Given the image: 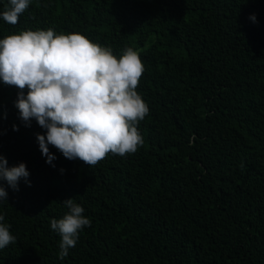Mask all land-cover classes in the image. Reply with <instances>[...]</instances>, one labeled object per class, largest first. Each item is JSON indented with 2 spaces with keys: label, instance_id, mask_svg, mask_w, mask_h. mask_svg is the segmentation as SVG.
Segmentation results:
<instances>
[{
  "label": "trees",
  "instance_id": "1",
  "mask_svg": "<svg viewBox=\"0 0 264 264\" xmlns=\"http://www.w3.org/2000/svg\"><path fill=\"white\" fill-rule=\"evenodd\" d=\"M49 28L139 53L144 142L94 167L49 145L53 167L46 130L24 126L0 82V153L31 184H5L16 242L0 264H264V0H31L17 24L0 17V39ZM69 198L91 225L61 260L50 221Z\"/></svg>",
  "mask_w": 264,
  "mask_h": 264
},
{
  "label": "clouds",
  "instance_id": "2",
  "mask_svg": "<svg viewBox=\"0 0 264 264\" xmlns=\"http://www.w3.org/2000/svg\"><path fill=\"white\" fill-rule=\"evenodd\" d=\"M30 3L8 0L0 17L15 25ZM250 19L255 22V15ZM144 70L139 53L131 47L117 57L110 47L80 33L57 34L49 28L0 39V82L18 89L15 107L24 126L31 127L34 119L46 130L37 133L36 139L46 163L53 167L56 157L49 145L66 159H79L89 167L109 153L125 156L142 146L138 124L149 107L137 88ZM12 127L19 130L17 125ZM29 175L25 163L9 167L0 153V202L7 201L5 184L19 191L21 179L31 186ZM62 203L69 211L50 221L51 229L61 237V260L75 247L80 231L91 225L73 198ZM4 219L0 214V249L16 242Z\"/></svg>",
  "mask_w": 264,
  "mask_h": 264
}]
</instances>
